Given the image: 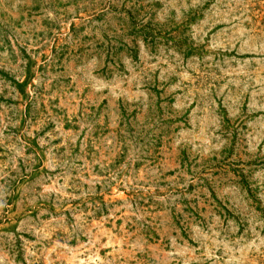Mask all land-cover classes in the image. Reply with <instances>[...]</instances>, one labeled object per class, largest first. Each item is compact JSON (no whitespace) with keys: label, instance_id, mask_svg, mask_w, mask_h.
<instances>
[{"label":"rangeland","instance_id":"obj_1","mask_svg":"<svg viewBox=\"0 0 264 264\" xmlns=\"http://www.w3.org/2000/svg\"><path fill=\"white\" fill-rule=\"evenodd\" d=\"M0 264H264V0H0Z\"/></svg>","mask_w":264,"mask_h":264}]
</instances>
